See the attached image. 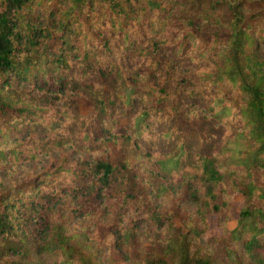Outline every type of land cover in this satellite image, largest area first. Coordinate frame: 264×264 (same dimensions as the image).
Returning <instances> with one entry per match:
<instances>
[{
  "label": "trees",
  "instance_id": "trees-1",
  "mask_svg": "<svg viewBox=\"0 0 264 264\" xmlns=\"http://www.w3.org/2000/svg\"><path fill=\"white\" fill-rule=\"evenodd\" d=\"M261 1L0 0V264H264Z\"/></svg>",
  "mask_w": 264,
  "mask_h": 264
},
{
  "label": "rangeland",
  "instance_id": "rangeland-1",
  "mask_svg": "<svg viewBox=\"0 0 264 264\" xmlns=\"http://www.w3.org/2000/svg\"><path fill=\"white\" fill-rule=\"evenodd\" d=\"M253 11L256 14H259V13L264 14V0L261 1L258 5L253 6ZM218 13L221 15H225L227 13V7H223L222 9H220V11H218ZM260 23H261V26L264 28V20H261ZM148 62H151V59H148ZM142 69H144L145 73H148V75H150V76H154L156 73V70L154 68H150V69L147 67L145 68V65L143 63H139V70H142ZM162 70H163V68L158 72V75L162 74ZM79 71L80 70H77V72H78V73H76L77 76L82 75V72H79ZM182 76L183 75H179L176 80L175 79L171 80L170 86L168 87V90H167L168 96L166 95V97H167L168 103L171 101L173 107L177 108L176 112L178 113V117H181L182 119H186L187 118L186 111L189 109V108H186V106H188L187 104H189V103L199 104L201 102V99L195 97L194 94H193L194 98L192 99V101H189L188 100L189 97H186L185 94H183L181 96H177V93L174 92V88L178 87V83H180V81L184 77V76L183 77ZM82 78L83 79L79 83V88H80L81 92H80V95L75 99L76 100V105H75L76 107L75 108L82 117H88L93 113V104L90 101V99L88 98V93H91V89L96 88V90L101 91L100 85L102 83H105L106 88H104V90L109 92L111 89L108 88L109 83H106L104 81H99L98 79H96L95 81H91L88 73L86 74L85 77H82ZM180 86L181 85H179V89L177 90L178 93L181 91ZM189 87H190V89H192V93H194L197 90V87L193 84H190L187 88H189ZM147 102H148V100L144 101V103H147ZM47 111L54 113V110L51 108H48ZM42 122L46 123L48 121L44 118V120ZM125 122H126V120L122 121V123H124V124H125ZM186 123H183V124H186ZM16 126L17 125H14L12 130H14ZM49 127L52 128V130L54 129V125L49 124ZM180 128L184 129L183 127H180ZM26 149H29V147L27 146ZM60 156H62L61 163H63V160H65L66 152L60 153ZM111 204H112V201H110L108 203L109 208H112ZM243 204H244V200H243L242 196H240V195L237 196V198L234 202V205L231 208L232 220L228 225L229 231H233L236 229L239 211L242 208ZM114 207L116 208L114 210L116 212H118L117 210L119 207L117 205H115ZM176 210L179 211L177 208H176ZM89 224L95 225L96 238L101 239L100 234L103 230V226L105 224V221L100 222V223H96V221H91ZM209 225H210V228H209V232L207 234V238H213L215 236H222L223 235V229H221L218 226V218L216 216H214V215L210 216Z\"/></svg>",
  "mask_w": 264,
  "mask_h": 264
}]
</instances>
